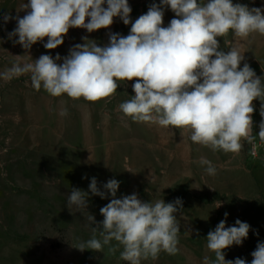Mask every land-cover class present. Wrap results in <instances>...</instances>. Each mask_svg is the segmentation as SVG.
<instances>
[{
    "label": "rangeland",
    "instance_id": "obj_1",
    "mask_svg": "<svg viewBox=\"0 0 264 264\" xmlns=\"http://www.w3.org/2000/svg\"><path fill=\"white\" fill-rule=\"evenodd\" d=\"M22 2L28 0H0V73L42 54L55 58L58 53L63 58L75 44H83L84 37L103 47L109 33L127 36L130 32L131 24L116 17L110 28L91 33L71 28L54 50L44 48L47 38L25 50L15 43L18 37L9 38L15 17L26 14L17 13ZM153 3L160 0H129L131 21L146 14ZM233 3L264 8V0ZM5 15L11 18L5 21ZM172 18L174 13L166 8L164 26ZM218 39L225 51L238 45L245 56L240 66L246 62L257 76H264V36L254 33L241 39L230 31ZM134 82L118 81L113 96L89 102L66 94L54 97L43 87L37 91L30 74L0 79V264H130L120 258L122 246L115 254L109 252L115 241L105 245L103 252L75 248L93 237L95 225L87 221L88 214L101 222L100 208L111 199L110 194L102 199L89 193L87 210H68L71 189L88 191L93 177L102 191L108 180H118L117 198L135 193L143 201L182 200V209L176 213L178 252L162 251L157 259H142L141 264H204L206 256L214 260L207 234L221 220L230 227L237 219L250 225L248 238L226 249L225 258H242L251 264V253L258 242H264V165L259 159L264 142L257 136L252 144L243 142L238 154L225 153L192 142L189 129L135 122L119 109L134 95ZM253 104L254 132L258 133L264 119L261 101ZM65 110L67 114L61 115ZM202 158L211 161L214 176L207 174ZM95 235L102 241L99 233Z\"/></svg>",
    "mask_w": 264,
    "mask_h": 264
},
{
    "label": "clouds",
    "instance_id": "obj_2",
    "mask_svg": "<svg viewBox=\"0 0 264 264\" xmlns=\"http://www.w3.org/2000/svg\"><path fill=\"white\" fill-rule=\"evenodd\" d=\"M166 8L174 18L164 26ZM16 10L26 14L15 17L9 38L18 37L15 43L25 50L45 38L44 48L54 50L71 28L91 33L110 28L116 17L131 28L127 36L109 33L103 47L84 37L85 42L75 44L63 58L58 53L55 58L42 54L33 62L15 63L0 73V79L30 74L37 91L43 87L54 97L66 94L89 102L113 96L118 81H135L134 95L119 105L135 122L189 129L192 142L225 153L238 154L243 142L252 144L257 136L264 142V119L258 133L253 121L255 100L261 101L264 118V76H257L246 62L240 66L245 56L238 45L225 51L218 39L230 31L241 39L254 33L264 36V8H249L233 0H160L134 22L129 0H28ZM10 18L4 16L5 21ZM60 114L66 115V110ZM200 163L207 165V174H216L211 161L202 158ZM119 187L118 180L110 179L102 191L93 177L88 191L71 189L66 207L80 213L88 208L89 193L102 199L111 196L100 208L101 222L87 211V221L95 225L93 237L75 248L103 252L105 245L115 241L109 252L115 254L122 246L120 258L130 264L157 259L162 251L176 254L180 232L176 213L182 209V200L143 201L135 193L117 198ZM249 231L250 225L239 219L230 227L221 220L206 237L215 259L206 256L204 264H246L242 258L226 260L225 250L242 245ZM251 255V264H264V242H258Z\"/></svg>",
    "mask_w": 264,
    "mask_h": 264
},
{
    "label": "crops",
    "instance_id": "obj_3",
    "mask_svg": "<svg viewBox=\"0 0 264 264\" xmlns=\"http://www.w3.org/2000/svg\"><path fill=\"white\" fill-rule=\"evenodd\" d=\"M259 159L262 161L261 163L264 165V151L261 153Z\"/></svg>",
    "mask_w": 264,
    "mask_h": 264
},
{
    "label": "built area",
    "instance_id": "obj_4",
    "mask_svg": "<svg viewBox=\"0 0 264 264\" xmlns=\"http://www.w3.org/2000/svg\"><path fill=\"white\" fill-rule=\"evenodd\" d=\"M255 154V152H253Z\"/></svg>",
    "mask_w": 264,
    "mask_h": 264
}]
</instances>
